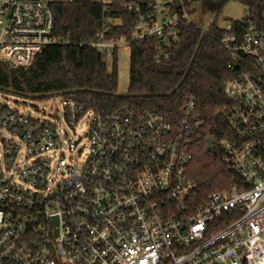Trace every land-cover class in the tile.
I'll return each instance as SVG.
<instances>
[{"label":"built area","instance_id":"1","mask_svg":"<svg viewBox=\"0 0 264 264\" xmlns=\"http://www.w3.org/2000/svg\"><path fill=\"white\" fill-rule=\"evenodd\" d=\"M48 2L0 0V63L28 68L49 46L70 43L55 35ZM126 8L138 17L131 41L104 29L79 46L110 60L153 37L157 58H167L196 11L192 0ZM242 24L228 22L221 39L239 73L224 86L228 132L213 144L245 184L204 203L188 175L204 126L195 96L178 125L130 107L96 113L60 96L67 124L85 120L87 129L88 159L76 169L79 143L56 122L10 109L0 91V264H264V25Z\"/></svg>","mask_w":264,"mask_h":264},{"label":"trees","instance_id":"2","mask_svg":"<svg viewBox=\"0 0 264 264\" xmlns=\"http://www.w3.org/2000/svg\"><path fill=\"white\" fill-rule=\"evenodd\" d=\"M150 1H49L55 16V35L70 43L49 46L28 68H12L0 63V91L38 100L53 95L66 97L106 115L130 107L139 114H158L175 125L180 122L187 96H195L197 114L204 126L191 145L193 160L188 175L197 185L194 200L204 203L213 192H229L233 186L245 184L243 178L222 161L218 146L213 153L207 147L209 137L217 142L228 132L221 114L229 104L224 86L239 73L238 68L229 67L231 56L221 44L222 37L229 31L218 26V18L206 31L195 23L185 24L181 45L175 47L169 57L161 59L157 58L155 38L131 42L127 94L118 93L119 49L106 60L104 54L79 46L95 40L104 29L110 38L131 41L138 17L126 6L139 3L145 11ZM236 1L249 12L246 19L229 21L235 28L249 19L264 25V0ZM114 20L119 23H113Z\"/></svg>","mask_w":264,"mask_h":264},{"label":"rangeland","instance_id":"3","mask_svg":"<svg viewBox=\"0 0 264 264\" xmlns=\"http://www.w3.org/2000/svg\"><path fill=\"white\" fill-rule=\"evenodd\" d=\"M95 1L103 3L110 2V0ZM195 8L196 11L193 14L192 20L203 31H206L216 18H218V26L225 29L229 21L246 19L249 12L246 6L236 0H197L195 2ZM113 23H119V21L114 20ZM129 48H121L118 51L119 94H127L128 92L130 73ZM3 101L10 109L28 114L32 118L40 119V121L47 123H58L61 135H67L70 140H74L79 143L78 150L74 154V167L76 169H80L85 164L89 154L88 149L84 146L86 141L83 138L84 132L87 130L85 127V120L80 122L74 128L70 127L64 119V107L60 96L53 95L48 99L38 100L25 98L24 96L18 94L7 93L4 94ZM2 135L5 138L10 137V134L6 131H3Z\"/></svg>","mask_w":264,"mask_h":264},{"label":"water","instance_id":"4","mask_svg":"<svg viewBox=\"0 0 264 264\" xmlns=\"http://www.w3.org/2000/svg\"><path fill=\"white\" fill-rule=\"evenodd\" d=\"M207 147H208V151L213 153L215 151V147H214V144H213V139L211 137H209L207 139Z\"/></svg>","mask_w":264,"mask_h":264},{"label":"crops","instance_id":"5","mask_svg":"<svg viewBox=\"0 0 264 264\" xmlns=\"http://www.w3.org/2000/svg\"><path fill=\"white\" fill-rule=\"evenodd\" d=\"M50 1V0H49ZM130 49V48H129Z\"/></svg>","mask_w":264,"mask_h":264}]
</instances>
